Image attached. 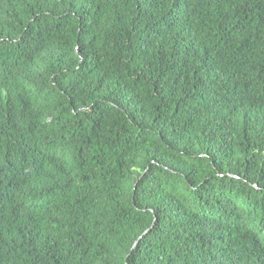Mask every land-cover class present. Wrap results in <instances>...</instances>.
I'll return each mask as SVG.
<instances>
[{"label": "trees", "instance_id": "16d2710c", "mask_svg": "<svg viewBox=\"0 0 264 264\" xmlns=\"http://www.w3.org/2000/svg\"><path fill=\"white\" fill-rule=\"evenodd\" d=\"M0 264H264V0H0Z\"/></svg>", "mask_w": 264, "mask_h": 264}]
</instances>
